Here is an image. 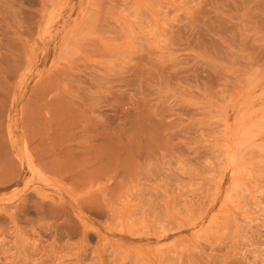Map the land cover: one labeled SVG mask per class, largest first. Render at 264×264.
<instances>
[{"label":"rangeland","instance_id":"obj_1","mask_svg":"<svg viewBox=\"0 0 264 264\" xmlns=\"http://www.w3.org/2000/svg\"><path fill=\"white\" fill-rule=\"evenodd\" d=\"M35 1L0 0V264H264V0Z\"/></svg>","mask_w":264,"mask_h":264},{"label":"bare ground","instance_id":"obj_2","mask_svg":"<svg viewBox=\"0 0 264 264\" xmlns=\"http://www.w3.org/2000/svg\"><path fill=\"white\" fill-rule=\"evenodd\" d=\"M33 1V0H32ZM35 1V0H34ZM50 1V0H49ZM38 2V1H37ZM46 2V1H45ZM30 3H31V1H30ZM33 3H36V1L35 2H33ZM38 4V3H37ZM3 5V4H2ZM32 5V4H31ZM51 5V4H50ZM21 6V5H20ZM47 6V5H46ZM48 7V6H47ZM20 8H22V7H20ZM19 9V8H18ZM49 9V8H48ZM22 11V10H21ZM20 12V11H19ZM23 12H24V10H23ZM30 16V15H29ZM32 16V15H31ZM24 17V16H23ZM20 18V17H19ZM21 23V22H20ZM27 23V22H26ZM27 26H29V25H27ZM27 31V30H26ZM30 31V30H29ZM81 32V31H80ZM2 40V39H1ZM6 45H8V44H6ZM1 47V46H0ZM7 47V46H6ZM13 49V48H12ZM2 50V49H1ZM7 52V51H6ZM8 54V53H7ZM11 56H12V54H11ZM2 57V56H1ZM5 58V57H4ZM5 59H7V57L5 58ZM5 59H4V61H5ZM9 59V58H8ZM7 62V61H6ZM9 63V62H8ZM6 64V63H5ZM7 68V67H6ZM1 78V77H0ZM36 91V90H35ZM43 91V90H42ZM38 92V91H37ZM53 94V93H52ZM38 97H40V95L38 96ZM54 97V96H53ZM50 98V97H49ZM5 100H6V98H5ZM47 99H45V101H46ZM49 103H50V101H49ZM52 103V102H51ZM43 105H44V103H43ZM49 106V105H48ZM40 107H42V106H40ZM47 107V106H46ZM53 107V106H52ZM63 108V107H62ZM45 109V108H44ZM51 110V109H50ZM67 110V109H66ZM48 111V110H47ZM73 111V110H72ZM38 112V111H37ZM43 112V111H42ZM59 113V112H58ZM55 114V113H54ZM59 115H60V113H59ZM109 116V115H108ZM61 121V120H60ZM98 121V120H97ZM42 123V122H41ZM44 123H45V121H44ZM81 123V122H80ZM38 124V123H37ZM46 124V123H45ZM40 126H41V124H40ZM42 127V129H43V126H41ZM40 127V128H41ZM45 127V126H44ZM75 127V126H74ZM41 129V130H42ZM48 131V130H47ZM43 133V132H42ZM48 136V135H47ZM52 137V136H51ZM43 139H45V140H47L46 138H43ZM42 139V140H43ZM3 140V139H2ZM42 142V141H41ZM40 142V143H41ZM53 143V142H52ZM4 144V143H3ZM42 144V143H41ZM48 144V143H47ZM3 145H2V143H1V140H0V147H2ZM4 147V146H3ZM4 149V148H3ZM0 152H1V148H0ZM6 152V151H5ZM36 152V151H35ZM2 154V153H1ZM4 158V157H3ZM2 158V156L0 157V159H3ZM5 159V158H4ZM6 164H7V162H6ZM9 164V163H8ZM11 165H12V163H11ZM40 168V167H39ZM38 168V169H39ZM56 168V167H55ZM1 169H4V168H1ZM5 170H6V168H5ZM12 170V169H11ZM2 175V174H1ZM3 177V176H2ZM6 177V176H5ZM111 178V177H110ZM4 179H7V177L6 178H4ZM8 181V180H7ZM44 209V208H43ZM49 212V211H48ZM107 215V214H106ZM57 220V219H56ZM69 221V220H68ZM57 224V223H56Z\"/></svg>","mask_w":264,"mask_h":264}]
</instances>
